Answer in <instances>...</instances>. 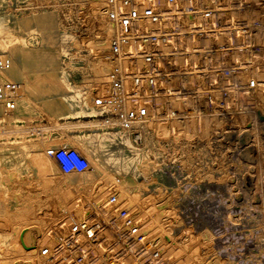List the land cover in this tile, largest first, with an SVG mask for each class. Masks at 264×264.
I'll return each mask as SVG.
<instances>
[{"label":"rangeland","instance_id":"obj_1","mask_svg":"<svg viewBox=\"0 0 264 264\" xmlns=\"http://www.w3.org/2000/svg\"><path fill=\"white\" fill-rule=\"evenodd\" d=\"M91 1L17 0V5L9 6L0 0V19L6 13L24 12L31 20L32 32H15L31 49L26 63L34 66L38 61L42 74L57 70L71 85L54 89L45 84V92L34 95L10 66L0 68V80L18 82L15 109L8 112L0 105V220L6 208L33 209L36 204L44 208L43 201L53 190L41 184H35L38 189L31 187L32 171L13 165L12 152L25 145L40 146L42 151L43 144L59 140H69L72 147L70 138L81 136L89 143L98 142L104 153L121 147L115 165L136 183L131 201L96 159L88 158L87 167L96 172L100 186L96 191L101 198L96 191L89 198L81 193L85 212L95 210L96 217L106 222L118 211L111 202L115 195L138 222L144 234L140 242H148L138 255L129 247L118 263L264 264V117L259 115L264 107V81L260 78L264 0H197L198 6L208 7V15L188 25L203 27V34L191 31L194 36L189 39L172 40L177 50L182 45L187 52L168 55L177 74L165 78L158 90L162 94L152 100L168 115L157 113L131 130L97 116L83 83L85 78L105 81L104 58L112 31L106 22L107 0L96 2L95 12ZM98 15L103 28L94 32L91 26H98ZM37 26L42 32L35 30ZM101 32L106 36L98 40ZM43 33L68 35L71 45L67 52L52 61L56 48L42 46ZM11 60L18 63L16 56ZM26 75L33 79L31 71ZM132 148L146 154L144 163L133 164L136 154ZM3 187L7 193L2 192ZM159 226L164 234L157 232ZM60 227L58 235L64 231L63 224ZM50 238L54 237L48 236L44 242ZM104 239L115 241L107 247L110 253L122 245L112 230L105 229ZM94 252L103 258L99 247Z\"/></svg>","mask_w":264,"mask_h":264},{"label":"built area","instance_id":"obj_2","mask_svg":"<svg viewBox=\"0 0 264 264\" xmlns=\"http://www.w3.org/2000/svg\"><path fill=\"white\" fill-rule=\"evenodd\" d=\"M197 3V0H107L105 15L112 31L104 58L107 65L105 81L98 83L85 78L83 82L88 87L89 102L97 116L110 119L112 126L131 130L157 113L168 115L162 114L165 111L152 100L162 94L158 90L165 84V78L177 74L176 66L167 60L168 55L187 52L182 45V48L178 45L177 50L172 40L189 39L194 36L191 31L203 34V27L194 29L192 25L191 28L187 21L193 15L207 17L208 7ZM198 48L194 47L193 51ZM10 60L0 52V68L7 67ZM17 88L15 80H0L3 110L15 109ZM46 154L62 174L77 173L87 168L85 157L72 147H48ZM118 206L119 210L114 216H108L106 222L97 218L91 208L90 212H79L74 218L66 219L64 216V234L62 232L40 244L38 253L46 264H123L118 261L129 247L138 255L148 242H140L144 234L137 223H131L132 218L125 207ZM105 229L112 230L122 243L112 253L107 247L115 241L105 242L102 233ZM95 247L100 248L107 261L103 263L95 252L92 254Z\"/></svg>","mask_w":264,"mask_h":264},{"label":"bare ground","instance_id":"obj_3","mask_svg":"<svg viewBox=\"0 0 264 264\" xmlns=\"http://www.w3.org/2000/svg\"><path fill=\"white\" fill-rule=\"evenodd\" d=\"M1 1H6V3L9 6L17 5V0H1ZM96 2L100 3V0L91 1V8L94 10V12L96 7L95 6ZM198 18L200 19L199 15H193L192 19L191 18L187 19L188 24H191L192 20H196ZM97 19H98L97 20L98 24L97 23L96 24L98 26L97 27H95L96 25L91 26V29L92 31L94 30V32H99L103 28L102 22L101 20H99V15ZM30 21H31L30 18L24 12H20L18 14L6 13L5 16L0 19V52H5L8 57L16 56L18 62L16 63L15 61L10 60L8 66H10L14 70V72L15 71L17 72L19 76V80L23 85V87L29 90V92L34 95H41L43 92H45V90L43 89V86L45 84H47L50 88H54V89L57 88L69 89L71 87L70 83L67 82L65 77L63 75H60L57 70L54 69L48 70L47 72L42 74L39 71L38 61L35 62L34 66L32 65L30 66L28 63H26L30 59L31 49L28 43L26 42V40L21 36H17L15 32H32L34 29L30 28ZM39 28L40 27L37 26L35 30L42 32L40 31ZM194 28L197 29L198 27H194ZM101 33L102 35L98 37V40H101L103 39L104 36H106L104 34L105 32H101ZM69 38L70 37L66 34H51V33L41 34L42 46L56 48L51 58L52 61H54L55 58H58L61 53L67 52L68 47L71 45ZM98 48H99V52L103 54L105 51L103 49V45H100V47ZM21 61L25 63L22 64L20 68L19 65L21 64ZM28 70L31 71V73L33 74L32 80H29L26 75ZM261 71H262V75L260 78H262L261 80L264 81V69H262ZM258 103H260V99L259 102H257V104ZM262 103L264 105V101ZM259 113L261 117H264V107L262 111L260 110ZM261 121H262L261 124H264V120ZM208 122L210 121L208 120ZM70 139H71L70 142L73 145L72 148H74L81 155H83L87 160V162L89 157L95 158L96 161L98 162L97 165L100 166L104 170V172L112 178V181L115 183V185L117 184L118 187L120 186L122 188L123 192L128 193L127 195L129 196V198L131 197L130 200L133 201L132 200L133 194H130V192L133 191V187L136 185L135 180H133V178L128 176L129 174L125 169L116 167L115 165L118 156L121 154L119 151V149H122L121 147L114 148V150H112L113 151L112 153L110 152L104 153L100 150V146L98 142L89 143L85 137H81V136H74L71 137ZM58 146L69 147V140H65V141L59 140V141L43 144L42 151L40 149L41 148L40 146L36 147L34 145H25L23 147L17 148L16 151L12 152L13 161H14L13 165L21 164L24 165L23 169L26 170L30 169L32 171L31 173L33 174V179L31 183V187L34 186L35 184H41L43 187H45V189L52 188L53 190H52V194H48L45 200L43 201L44 208H42V206H37V204L36 207H34L33 209L16 208V210L14 211L9 210L5 207L6 209L3 210V213L1 215L3 220H0V264H3L2 262H4V264H46L43 258L38 253L37 250L38 246L41 243L42 244L45 243L44 242L46 240L45 238H47L48 236H52V237L58 236L59 230L61 231L62 229L61 228L62 226L60 227V225L65 223L62 220L64 216L66 217V219L74 218L75 215H78L79 212L83 213L85 211L82 202H80V200H84L82 199L83 194L84 196L85 195L92 196L97 191L99 192L98 188L100 186H98L95 181L97 176L93 167H87L83 171L77 173L62 174L59 172L53 159L46 154V148L58 147ZM131 151L132 154H136V160L135 162H133L134 165H138L139 163H144L145 161L144 158L147 156L143 151H139L133 148ZM117 177H119V179H117ZM41 187L39 188L41 189ZM33 191H35V189ZM41 191L44 192L43 190ZM2 192L7 193V187H3ZM98 195H99L98 197H100L99 193ZM1 197L0 199H2ZM111 198H112L111 200L112 204L117 205V210H119L118 205L125 207V209L127 210L126 206L119 204L120 202L118 203V199L116 198L115 195H112ZM85 199L87 198L85 197ZM43 202L41 203L43 204ZM110 209H112V207H110ZM133 217L134 216H132V218ZM135 222L136 220L134 217L131 223H135ZM136 223L138 225V222ZM161 228L162 227L160 226L158 227L159 230L157 232L159 233V231H161L159 235H161V233L162 234L165 233L164 229ZM32 230L36 231L35 235H32L31 233ZM104 231H102L103 234ZM163 237H165V235H163ZM147 248H149V246H147ZM110 257H112V255H110ZM192 257L193 256H190L189 258ZM99 259L103 261V263L107 261L106 257Z\"/></svg>","mask_w":264,"mask_h":264}]
</instances>
